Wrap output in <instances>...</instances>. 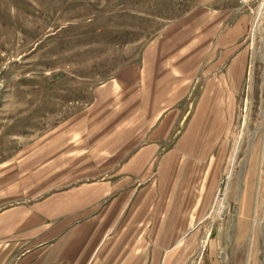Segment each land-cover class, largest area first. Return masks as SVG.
Returning a JSON list of instances; mask_svg holds the SVG:
<instances>
[{"label": "rangeland", "instance_id": "1", "mask_svg": "<svg viewBox=\"0 0 264 264\" xmlns=\"http://www.w3.org/2000/svg\"><path fill=\"white\" fill-rule=\"evenodd\" d=\"M213 15L227 20L218 25L219 31L212 30L211 23H199L201 16L205 20ZM191 20L197 28H191ZM224 31L232 32L236 40L227 51L228 58L221 60L223 49H216V39ZM185 33L208 37L207 51L191 55L190 43L172 44V38ZM155 42H160L157 50L162 54L163 72L173 82L193 73L198 83L195 91L188 90L187 84L181 90L166 85L162 95L140 91L135 78L122 93L115 89L120 71L142 67L145 49ZM241 54L247 55V62L239 89L210 92V98L203 100L204 81L219 78L230 71L231 64L238 66ZM163 94L167 106L131 105L145 95ZM95 99L113 104L106 109L91 107ZM172 102L175 105L170 106ZM148 110L162 115L164 123L160 119L144 124ZM166 121L173 129L161 141L163 152L182 135L192 139L189 150L185 145L184 154L177 155V167L171 160L163 178L152 185L146 184L136 162L135 176L126 180L129 186L123 184L117 195L130 192L131 207L137 209L130 220L125 215L109 229L101 246L103 259L127 264V258L143 248V264H237L235 242L239 227L245 224L243 264H249L255 236V253L263 264L259 181L264 163V0H0V175H8L0 180V213L45 206L62 195L67 187L52 184L53 176L68 174L62 169L69 167L65 165L69 159L76 168L73 174L81 179L74 183L107 185L115 175L110 170L111 154L119 151L122 159V152L134 145L138 151L145 131ZM89 134L98 137L92 140ZM88 142L97 144L92 147L97 149L86 146ZM54 143L63 165L60 171L48 172L56 157L48 154ZM37 147L45 154L31 167V150ZM101 159L103 167L95 169ZM35 174L38 179H33ZM250 183L252 194L244 217ZM167 197L173 203L169 214L162 215V200ZM148 203L152 209L145 217L142 209ZM158 207L162 211L155 213ZM157 214L164 217L159 228ZM70 222L81 220L61 215L41 221L40 242H52ZM164 225L166 231L175 227L183 232L156 235ZM7 234L2 244L16 239L27 242L19 241L13 231Z\"/></svg>", "mask_w": 264, "mask_h": 264}, {"label": "crops", "instance_id": "2", "mask_svg": "<svg viewBox=\"0 0 264 264\" xmlns=\"http://www.w3.org/2000/svg\"><path fill=\"white\" fill-rule=\"evenodd\" d=\"M204 17L206 16H201L199 23H211V29H216V31L217 29L219 31L220 26L218 25H220V23H226L227 21L224 17H220L219 15H213L210 16V18L202 20V18ZM192 23L193 25L191 26V28H197L195 22L192 21ZM235 23H241V21ZM231 34L233 33H226L224 31L221 32L216 39V49H223V51L221 52V60L228 58L226 56L227 51L229 53V47H231L235 42L233 40H236V37L232 38ZM188 35L189 34L185 33L184 37L179 36L175 39L172 38V44H175L179 40L180 44L190 43L192 45L190 53L191 55L196 54V52L197 54H201L204 53V51H207V47L204 46V44L207 43L208 37H206L205 35ZM159 44L160 42L151 43L145 49L142 55V67L138 66L140 67L138 70L137 68L134 69L132 67H127L120 71V78L122 80L120 82L119 78V80H117V87L115 86V89L118 88V92L122 93L125 88L124 86L134 78L136 80H139L138 84H140V91H157L162 95V92L167 91L166 85H171V87L175 86L176 90H181V86H184L185 84L189 86V88L187 87L188 90L195 91V86L198 83L195 82L193 73H191V75H181L178 82H173V80L170 79L169 75H167L166 72H163V64L160 60L162 54L157 50ZM240 60L241 62H237L238 66L235 64L233 65V67L231 64L229 68L230 71L227 70L224 74H221L219 78L216 79V77L214 76L213 78H208L204 81V83L202 84L203 93H205V95L202 96L204 97L202 98L203 100L206 101L210 98V92H231L239 89L246 74L247 55L242 56L241 54ZM184 62L181 64H184ZM231 68H233V70H231ZM112 96H114V93L112 94ZM165 99L166 98H164V94L163 96H160L158 98L153 97V95L152 97H147L145 95L143 98H139L136 103H131V105H133V107L144 109H151L152 107L159 108L168 105V102ZM176 100H178V98ZM109 103L113 104V102L108 100L104 101L95 99L94 104L91 107H100L106 109L110 107V105H108ZM171 105H175V103L170 104V106ZM79 118H82V116H80ZM161 118L162 115L158 113L152 114V111L148 110L147 117L143 119L144 124L147 123L151 125L152 123H157L158 121H160ZM87 119L88 118L83 120L87 121ZM164 119H161V121H163L162 123H164ZM183 121L184 119H181V123ZM167 126V121L165 125H161V127L158 126L153 129V127L150 126L148 131H145L142 137V147L138 151H135V145L131 146L130 148L122 152V155L124 156L122 159L118 156L120 155L119 151H117L116 153H112L111 158L113 163H111L112 166L110 170L112 172H115V175H113V179L108 182L107 185H105V183L103 182L92 184L83 183L81 185L78 183H74L81 179L79 178V176H77V174H73V170H76V168L72 166L73 161L69 159L70 164H65L69 167L67 169H62V171H68V174L66 175L65 173H58L54 174L53 176L52 184L60 185L61 187H67V189L62 192V195L61 193L59 196L56 195V197L51 199V201L49 200V202L45 206L33 205L30 209H26L24 211L20 210L13 211L14 213H0V264H114L113 262L110 263V261H105L103 259L104 256L103 254L101 255V246L105 240L106 235L108 234L109 229L112 226H115V223L119 224L124 219L125 215L129 217L127 221L130 220L131 214L134 212V210L137 209L136 206L134 208L131 207L133 198L131 197L130 192H125L123 195H117L121 186L128 185L129 181L126 180L131 179L133 175L135 176L136 162L138 161L137 169L142 170L146 184L149 183L150 185H152L153 183H157V181L163 178L164 172L165 170H167L168 164L171 160L172 162L173 160L175 161L177 167L179 163L177 155H183V149L185 150L187 148L189 150V141H192V139L191 137L187 138L182 135L174 143L171 149H168L166 153L163 152L165 144L161 141L167 139L171 135V131L173 129L172 126L170 128L169 126ZM79 134L84 137V134L82 132H79ZM89 136L92 140H95L98 137L97 135L91 134H89ZM83 137H81V139H83ZM86 138L88 139L87 135ZM101 138L102 137L100 136V139ZM187 144L188 146L185 148V145ZM53 145L54 146L49 148L50 152L48 154L51 153L56 157L55 159H53V167L47 168L48 172L60 171L59 166L62 164L60 154H56L57 148H55V143ZM88 145L91 146V148L97 146V144H90L89 142L86 146ZM128 146H130V144ZM96 149L92 148L93 151ZM123 149H125V147ZM174 150L175 152H173ZM191 150L193 151L192 148ZM31 151L32 161L34 162L31 167H33L34 164H36L35 162L37 160L39 163L40 157L44 155L45 152L42 151L39 147H37L36 149H32ZM102 163V159L101 162L99 161V164L97 160L96 163H94L98 164L95 169H98L100 166L103 167ZM56 166H58V170L56 169ZM35 170H38V172L40 171L39 168ZM161 170L163 171L162 173H160L161 176H159L158 178V174ZM12 171H15V169H12ZM38 178L39 176L36 177V174L35 176L33 175V179ZM153 178H155L154 181H151L150 179ZM3 179H8L7 173L0 175V180ZM124 179L126 182L121 183V180ZM89 188L95 189V191L90 190ZM162 203L165 206L162 215H164L166 211L169 214V210L173 203L172 197H167L165 200H162ZM148 205L149 203L147 204V206L144 205L145 207L142 209V212H145L143 213L145 217L146 214L149 215L151 213L152 207H148ZM79 209L81 210L79 211ZM161 211L162 208L158 207L155 213H160ZM61 215L63 219H70L73 221L80 219L81 222H79L78 224H72L70 222L71 226H69L70 224L64 226V229L60 233L58 232L59 235H55L58 237L55 238L52 242H49L47 244L45 242L41 243L39 238V231L42 225L41 221H44L46 219H55L56 216L60 217ZM163 218L164 217L160 218L159 214L156 215L155 220L158 221V228L161 226L159 222ZM126 225H129V222ZM161 230L162 231H157L155 234L175 236L180 232H183V230H177L175 227L172 228L171 231H166L165 225ZM9 231H13L12 235L14 236H20L19 241H24L26 239V244H24L23 242L18 243V239L8 244H2L3 238L8 235L7 233ZM48 232H50L49 229ZM25 235L27 237H25ZM114 245L115 244H113L112 247H114ZM24 246H26L27 248L23 249ZM111 249L113 250L112 252L116 251V249ZM137 251V255L134 254L132 258H127V264L144 263L145 253L142 252L143 248ZM18 252L20 253L17 254ZM152 264H154V262Z\"/></svg>", "mask_w": 264, "mask_h": 264}, {"label": "bare ground", "instance_id": "3", "mask_svg": "<svg viewBox=\"0 0 264 264\" xmlns=\"http://www.w3.org/2000/svg\"><path fill=\"white\" fill-rule=\"evenodd\" d=\"M262 167H263V170H262V174H261L260 181H259L260 182L259 183V186H260L259 190L261 191V195L262 196H261V201H260L261 203L259 205V208L264 211V163H263ZM251 179H252V175L250 177V180ZM251 185H252V183H250V185L248 187L249 189H248V192H247V195H246V198H245L247 204H244L245 207H243V211H242L244 217H247V214H248L247 207H248L249 200H250L251 194H252ZM245 232H246V225L245 224L244 225L241 224V226L239 227V234H238L236 242H235V248L237 250V253L235 255V260H236L237 264H243V255H244V251H245V246H244ZM257 248H258V238H257V236H255L253 242L250 245V252H249V259H248L249 260V264H260L259 261H258V258L256 256V253H255V250Z\"/></svg>", "mask_w": 264, "mask_h": 264}]
</instances>
